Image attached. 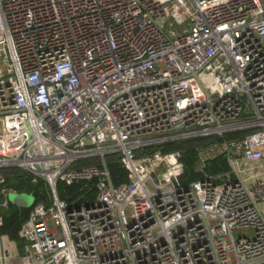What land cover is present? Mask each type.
I'll return each instance as SVG.
<instances>
[{
	"label": "built area",
	"instance_id": "obj_1",
	"mask_svg": "<svg viewBox=\"0 0 264 264\" xmlns=\"http://www.w3.org/2000/svg\"><path fill=\"white\" fill-rule=\"evenodd\" d=\"M242 131L199 147L187 184L181 152L160 148ZM220 154L229 169L204 171ZM91 157L104 166L74 168ZM4 168L51 198L30 207L20 254L0 232V264H264V0H0L6 209ZM95 178L91 201L58 196Z\"/></svg>",
	"mask_w": 264,
	"mask_h": 264
},
{
	"label": "trees",
	"instance_id": "obj_2",
	"mask_svg": "<svg viewBox=\"0 0 264 264\" xmlns=\"http://www.w3.org/2000/svg\"><path fill=\"white\" fill-rule=\"evenodd\" d=\"M251 131L233 132L223 136H208L194 137L184 140L167 141L160 148L163 152L180 151L182 161L184 163L185 172L181 177V182L187 184L193 180L200 178L203 172L196 169L197 149L212 141H223L250 133ZM105 166L110 172L112 184L117 186L127 181V171L121 167L118 162V154H107L104 158ZM96 165L103 167L104 163L99 157H91L78 161L74 168ZM229 169L227 156L220 154L210 159L207 162L206 172H220ZM1 173L6 178V186L17 192L31 193L35 197V203H49L51 193L45 181L39 179L32 182L33 176L27 171L20 168H4ZM97 179L91 181H77L72 184L59 181L57 183L58 196L75 206L85 203L86 200H93L96 196ZM30 210L29 208H20L11 204L9 208H0V214L3 216V226L0 228L1 233H7L13 241L19 244V247L24 245V240L19 236L21 225Z\"/></svg>",
	"mask_w": 264,
	"mask_h": 264
},
{
	"label": "water",
	"instance_id": "obj_3",
	"mask_svg": "<svg viewBox=\"0 0 264 264\" xmlns=\"http://www.w3.org/2000/svg\"><path fill=\"white\" fill-rule=\"evenodd\" d=\"M8 197L14 205L20 208H29L35 202L34 195L26 192H10Z\"/></svg>",
	"mask_w": 264,
	"mask_h": 264
},
{
	"label": "crops",
	"instance_id": "obj_4",
	"mask_svg": "<svg viewBox=\"0 0 264 264\" xmlns=\"http://www.w3.org/2000/svg\"><path fill=\"white\" fill-rule=\"evenodd\" d=\"M18 254H20V252L22 251V249L18 246V248L17 247H15V249H14ZM20 251V252H19Z\"/></svg>",
	"mask_w": 264,
	"mask_h": 264
},
{
	"label": "rangeland",
	"instance_id": "obj_5",
	"mask_svg": "<svg viewBox=\"0 0 264 264\" xmlns=\"http://www.w3.org/2000/svg\"><path fill=\"white\" fill-rule=\"evenodd\" d=\"M241 232H244V230H242Z\"/></svg>",
	"mask_w": 264,
	"mask_h": 264
}]
</instances>
